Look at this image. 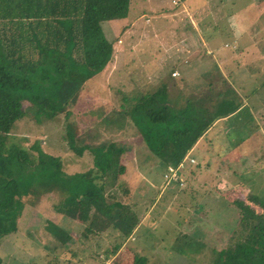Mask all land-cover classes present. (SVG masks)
<instances>
[{
	"label": "rangeland",
	"instance_id": "374dc122",
	"mask_svg": "<svg viewBox=\"0 0 264 264\" xmlns=\"http://www.w3.org/2000/svg\"><path fill=\"white\" fill-rule=\"evenodd\" d=\"M163 1L165 6L158 5ZM201 2L195 0L189 7V2L179 5V0H133L129 20L104 23L108 40L116 43V56L88 84L73 107L77 133L97 134L98 138L90 136L85 143L95 140L99 144L110 139L124 143L127 172L119 186L109 188L108 193L113 201L122 200L128 193L133 196L132 205L145 233L138 238L131 236L129 243L119 245L118 231L113 226L90 225L92 213L82 219L57 211V205L68 194L56 191L41 196L36 206H27L19 218L18 233L8 236L0 245L1 264H133L131 247H137L140 255L148 258V264H210L216 253L213 251L227 247L239 224L241 210H251L254 216L262 212L258 203L259 197L264 198V10L251 6L249 0H210L199 7ZM190 36L199 37V42L191 41V47L196 49L199 43L209 50L217 46L215 54L222 60L217 55L213 58L249 116L240 115L231 126L228 123L223 133L230 134L220 136L223 144L226 141L228 145L220 143L214 148L206 139L199 140L179 165H171L172 180L163 182L160 178L161 183H157L159 173L153 171L156 159L148 158L150 150L141 136L116 131L117 126L104 122L103 117L112 104L120 105L122 96L118 91L132 92L138 87L139 78L145 90L155 89L159 85L158 69L171 60L177 43L184 44ZM237 37L243 42L231 44ZM250 42L253 44L249 45ZM240 50H244L243 54L233 56ZM225 60L228 64H223ZM129 62L139 70L140 77L134 80H130L131 70L125 66ZM181 68L186 69L185 65ZM188 73L183 70L184 77L192 78L193 86L204 78L197 76L202 72ZM255 88L259 96L254 106L248 95ZM67 123L61 116L38 124L29 114L16 124L9 142L25 148L36 161L32 146L40 142L45 152L61 159L64 172H85L90 167L89 158L79 157L70 149L65 135ZM192 191L198 192L193 193L198 199L190 207ZM183 207L189 210L188 215ZM88 227L96 232L85 239ZM188 233L207 246L196 253L180 254L183 245L174 243ZM72 252L84 260L73 263Z\"/></svg>",
	"mask_w": 264,
	"mask_h": 264
},
{
	"label": "trees",
	"instance_id": "16d2710c",
	"mask_svg": "<svg viewBox=\"0 0 264 264\" xmlns=\"http://www.w3.org/2000/svg\"><path fill=\"white\" fill-rule=\"evenodd\" d=\"M131 1L0 0V245L18 233L19 218L27 206H36L41 196L56 191L68 194L57 205V211L82 219L92 213L90 225L113 226L118 231L119 245L129 243L137 229L140 218L132 205L133 196L128 193L122 200L113 201L108 193L109 188L119 186L127 172L124 143L113 139L85 143L90 136L98 138L97 134L85 131L80 135L73 124V107L79 96L117 53L116 43L107 39L102 25L129 20ZM187 1L179 0V5ZM263 4L264 0H255L254 7ZM187 25L197 33L191 24ZM213 56L182 58L186 69L175 57L158 70L159 85L155 89L145 90L139 78L132 92L118 91L122 96L120 105L112 104L103 117L104 122L117 126L113 128L116 131L141 136L150 150L148 158L156 159L153 171L159 173L157 183H161L160 178L164 182L168 166L179 165L199 140L206 139L214 148L223 144L220 136L229 125L227 119L243 107ZM125 66L131 70L130 80L140 77L132 62ZM176 70L180 71L178 76L173 75ZM183 70H188L187 75L202 72L197 76L204 78L193 86L192 78L184 77ZM248 96L258 98L257 88ZM29 114L38 124L64 116L68 145L79 157L89 158L88 170L67 174L61 159L45 152L40 142L32 146L37 161L22 146L10 144L12 130ZM193 193L198 194L192 191L190 207L198 199ZM258 204L262 212L255 216L251 210H241L227 247L214 250L210 264H264V198L259 197ZM185 211L188 215L189 210ZM92 230L87 228L85 239L96 232ZM174 244L183 245L182 255L207 246L189 233ZM131 248L133 264H148L146 256L140 255L136 247ZM71 256L73 263L84 260L75 252Z\"/></svg>",
	"mask_w": 264,
	"mask_h": 264
},
{
	"label": "crops",
	"instance_id": "0c3cea01",
	"mask_svg": "<svg viewBox=\"0 0 264 264\" xmlns=\"http://www.w3.org/2000/svg\"><path fill=\"white\" fill-rule=\"evenodd\" d=\"M133 1V0H132ZM203 2H201L200 4H198L199 5V7L201 6V5H203L204 3H207V2H209L210 0H202ZM189 2V6H192L193 5V3L195 2V0H188L187 2H185L184 4H187ZM249 2H250V4H251V6H254L255 5V0H249ZM183 4V5H184ZM158 5H160V6H165V1H163V3L162 4H160V3H158ZM195 5V4H194ZM198 5H196L197 7H198ZM154 7V6H153ZM152 7V8H153ZM263 10H264V4H263ZM237 11H241V10H238V8H237ZM246 11V10H245ZM245 11H243V14L245 13ZM264 12V11H263ZM249 13V12H248ZM158 14H159V12H158ZM234 14V13H233ZM224 15L226 16V14L224 13ZM119 21V20H118ZM225 21V20H224ZM248 21H250L249 20V14H248ZM111 22H113V21H111ZM105 23H107V22H105ZM104 24V23H103ZM191 29V28H190ZM106 35V34H105ZM107 37V36H106ZM108 39V38H107ZM192 37L190 36V37H188V38H185L184 39V44H182V45H180V44H178L177 43V45L175 46L176 47V49H174V51H173V53H174V55L171 57V60H169L168 61V63H166L165 64V62H164V67H166L168 64H170L171 63V61L175 58V57H177V59H179L178 60V62H180L179 64H181V66H183V62H182V58H184L185 60H189V58L190 57H197V56H202L203 54H206L207 53V51L209 50V48H206L205 46H203L201 43H199V45L197 46L198 48H201L200 50H198V48L196 49V48H194L193 46L191 47V41H192ZM193 40H196V41H198L199 42V37L198 38H196L195 37V39H193ZM247 40V39H246ZM243 42V39L241 38V37H237V38H233V41H232V43L231 44H234V43H242ZM225 43H229L228 41H225ZM208 44V43H207ZM244 44V43H243ZM251 44H253L252 42H250V44L249 45H251ZM245 45V44H244ZM200 46V47H199ZM218 46H220V44L218 45ZM180 47H181V49H180ZM215 47H217V46H214V48ZM214 48H212V46L210 47V49L211 50H209L208 51V55L209 54H213V55H217V54H215V50H214ZM218 48H220V47H218ZM219 50V49H218ZM217 50V51H218ZM245 50V49H244ZM244 50H240L239 52H235V54L233 55V56H238V55H241V54H243V52H244ZM249 53H250V51H249ZM225 55V54H224ZM249 55V54H248ZM230 57H231V55H230ZM217 58L218 59H221V57L219 56V55H217ZM225 58V57H224ZM223 58V59H224ZM176 59V58H175ZM183 59V60H184ZM222 60V59H221ZM228 60V59H227ZM227 60H225L224 62H223V64L224 63H226V64H228V61ZM253 64V63H252ZM227 66V65H226ZM163 67V68H164ZM163 68H159L158 70H162ZM200 68V67H199ZM198 69V68H197ZM176 72H178V73H180V71H178V70H176ZM234 75V74H233ZM233 75H231V76H233ZM255 99L256 98H251V97H249L248 96V101H250L251 103H253V105L255 106V105H257L258 103H256L255 102ZM247 113L248 112H246L245 111V109H242V110H240L239 112H237L235 115H233V116H231V117H229L228 119H227V121H228V123L230 124V126L233 124V122H235V119H237L240 115H244V114H246L247 115ZM247 116H249V115H247ZM237 117V118H236ZM229 134H230V132H229ZM202 140V139H201ZM200 140V141H201ZM199 142V141H198ZM195 148V147H194ZM194 148L191 150V151H193L194 150ZM145 228H143L142 227V224H139L138 225V227H137V229L133 232V234L131 235V236H137V238L139 237V235H142V234H144L145 233V230H144ZM147 229V228H146ZM132 238V237H131ZM134 239V238H133ZM127 244V243H126ZM137 248V247H136ZM137 250H138V248H137Z\"/></svg>",
	"mask_w": 264,
	"mask_h": 264
},
{
	"label": "built area",
	"instance_id": "2783aa9c",
	"mask_svg": "<svg viewBox=\"0 0 264 264\" xmlns=\"http://www.w3.org/2000/svg\"><path fill=\"white\" fill-rule=\"evenodd\" d=\"M174 76H178L179 75V73L178 72H175L174 74H173ZM173 167L172 166H168V168H167V170H166V173L164 174V179L167 181H171L172 179H171V176H172V173H173Z\"/></svg>",
	"mask_w": 264,
	"mask_h": 264
},
{
	"label": "bare ground",
	"instance_id": "6f19581e",
	"mask_svg": "<svg viewBox=\"0 0 264 264\" xmlns=\"http://www.w3.org/2000/svg\"><path fill=\"white\" fill-rule=\"evenodd\" d=\"M100 237V236H99Z\"/></svg>",
	"mask_w": 264,
	"mask_h": 264
}]
</instances>
